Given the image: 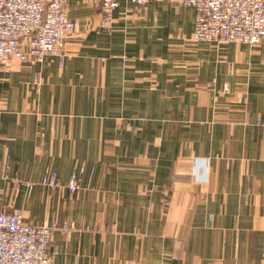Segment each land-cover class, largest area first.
<instances>
[{"label": "crops", "instance_id": "crops-1", "mask_svg": "<svg viewBox=\"0 0 264 264\" xmlns=\"http://www.w3.org/2000/svg\"><path fill=\"white\" fill-rule=\"evenodd\" d=\"M66 9L63 57L0 71V213L67 221L52 264H264V45L196 42L171 0Z\"/></svg>", "mask_w": 264, "mask_h": 264}, {"label": "built area", "instance_id": "built-area-1", "mask_svg": "<svg viewBox=\"0 0 264 264\" xmlns=\"http://www.w3.org/2000/svg\"><path fill=\"white\" fill-rule=\"evenodd\" d=\"M69 0H0V71L8 73L14 59L63 57L67 41L79 28L66 6ZM103 17V27L112 24L119 0H94ZM144 6L158 0H130ZM196 10L192 39L196 42L264 45V0H173ZM38 79V77H37ZM228 89V86H226ZM41 184L61 186L56 172H45ZM28 195L34 184L28 183ZM71 194L82 188L74 176L67 186ZM70 224L51 221L32 225L22 209L0 213V264H52L59 250L52 246L59 230Z\"/></svg>", "mask_w": 264, "mask_h": 264}, {"label": "rangeland", "instance_id": "rangeland-1", "mask_svg": "<svg viewBox=\"0 0 264 264\" xmlns=\"http://www.w3.org/2000/svg\"><path fill=\"white\" fill-rule=\"evenodd\" d=\"M158 1H160V0H158ZM174 4H176V5H178L176 2H174L173 0H171ZM102 25H103V20H102ZM66 50V49H65ZM66 53V51H64V53L63 54H65ZM194 166H197V162H196V160H194ZM86 170H87V167L86 166H81V167H79L76 171H78V172H76V173H74V174H72V176H71V178H70V180L74 177V176H77L78 178L80 177V180H81V185H82V188L80 189V190H78L77 192H75L74 194H71L70 193V191L68 190V188H67V186L69 185V183H70V180H69V182L67 183V184H64V186H63V189L65 190V192L68 194V195H70V196H72V197H74L78 192H80V191H89V190H91L92 188H93V185H92V182H91V180H92V178H93V176H94V173H91V175H90V181L89 182H87V183H84V182H86L85 181V179H84V175H85V173H86ZM50 171H52V172H56L57 174H58V172L57 171H55V170H46L45 172H50ZM44 172V173H45ZM59 175V174H58ZM2 212H5V211H2ZM7 212V211H6ZM52 221H57L58 223H60L58 220H52ZM51 222V221H50ZM64 223H68L67 221H64ZM61 224V223H60ZM69 224V223H68ZM59 231H64V232H68L69 230H59Z\"/></svg>", "mask_w": 264, "mask_h": 264}]
</instances>
